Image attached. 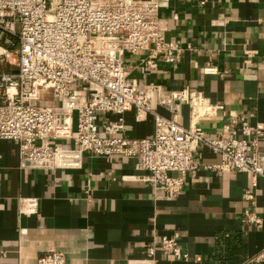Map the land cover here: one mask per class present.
I'll return each mask as SVG.
<instances>
[{
  "label": "crops",
  "instance_id": "0c3cea01",
  "mask_svg": "<svg viewBox=\"0 0 264 264\" xmlns=\"http://www.w3.org/2000/svg\"><path fill=\"white\" fill-rule=\"evenodd\" d=\"M158 2L160 31L182 52L174 64L155 56V67L141 62L147 51L125 53L129 79L168 90L188 87L220 105L214 117L198 122L211 138L232 137L238 123L231 120L241 117L264 132V0ZM89 88L77 87L80 100ZM44 94V104L56 103ZM188 113L183 105L185 127ZM106 118L116 116L101 113L99 123ZM153 130L150 114L135 121L133 110L124 113L123 136L150 137ZM259 145L264 148V140ZM193 159L199 167L185 175L181 193L165 198L138 179L145 172L135 168L136 159L83 155L78 167L21 169L18 144L0 139V264H36L49 249L63 251L66 264H264V258L254 261L264 252V179L206 169L220 157L201 144ZM247 190L252 200L244 198ZM28 198L37 200L34 211L20 203ZM245 212L258 215L261 225L243 221ZM174 233L187 260L157 245L152 261L142 262L152 241Z\"/></svg>",
  "mask_w": 264,
  "mask_h": 264
},
{
  "label": "built area",
  "instance_id": "2783aa9c",
  "mask_svg": "<svg viewBox=\"0 0 264 264\" xmlns=\"http://www.w3.org/2000/svg\"><path fill=\"white\" fill-rule=\"evenodd\" d=\"M16 48L15 69L0 72V139L18 144L21 169L78 167L83 155L133 158L135 168L145 172L138 179L167 198L179 195L185 175L198 169L193 148L201 144L220 157L206 169L264 179V148L259 145L263 127L241 117L231 120L230 125L238 123L232 137L211 138L198 122L214 117L220 105L188 87L168 90L129 79L125 53L147 51L141 62L155 67V56L174 64L182 52L160 31L158 0H0V64H13ZM85 83L90 86L88 98L80 100L76 89ZM47 92L56 103L38 104ZM183 105L189 108L186 127L180 123ZM155 106L169 115L158 113ZM131 110L135 121L152 116L150 137L123 136L124 113ZM101 113L116 118L99 123ZM52 141H72L75 147ZM243 196L252 200L254 195L247 190ZM20 203L29 211L37 207L35 198ZM243 221L262 223L252 212H245ZM177 238L174 233L152 241L142 262L152 261L157 245L187 260ZM263 258L262 251L254 261ZM36 262L66 264V255L49 249Z\"/></svg>",
  "mask_w": 264,
  "mask_h": 264
},
{
  "label": "rangeland",
  "instance_id": "374dc122",
  "mask_svg": "<svg viewBox=\"0 0 264 264\" xmlns=\"http://www.w3.org/2000/svg\"><path fill=\"white\" fill-rule=\"evenodd\" d=\"M17 54H18V50L16 48L15 51L12 53V56H11V61L13 62V64H8V63L0 64V72L1 71H13L15 69L14 59H17ZM48 96H49V94H43L41 96V99L39 100L38 104H44L45 100L49 99ZM52 143L58 144L57 141H52Z\"/></svg>",
  "mask_w": 264,
  "mask_h": 264
},
{
  "label": "bare ground",
  "instance_id": "6f19581e",
  "mask_svg": "<svg viewBox=\"0 0 264 264\" xmlns=\"http://www.w3.org/2000/svg\"><path fill=\"white\" fill-rule=\"evenodd\" d=\"M49 102V101H48ZM50 103V102H49Z\"/></svg>",
  "mask_w": 264,
  "mask_h": 264
}]
</instances>
